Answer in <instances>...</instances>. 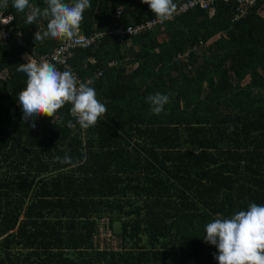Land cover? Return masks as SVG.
<instances>
[{
	"label": "trees",
	"instance_id": "1",
	"mask_svg": "<svg viewBox=\"0 0 264 264\" xmlns=\"http://www.w3.org/2000/svg\"><path fill=\"white\" fill-rule=\"evenodd\" d=\"M90 4L84 35L112 24L119 6L126 26L153 16L141 0ZM235 7L217 0L125 44L106 37L75 49L72 72L102 74L89 86L108 110L86 130L67 116L70 104L23 121L19 64L58 40L35 41L47 20L29 25L7 8L24 45L0 36V264H218L206 224L264 205V0L234 23ZM157 92L170 97L159 115L146 100ZM102 218L118 249L93 245Z\"/></svg>",
	"mask_w": 264,
	"mask_h": 264
},
{
	"label": "clouds",
	"instance_id": "2",
	"mask_svg": "<svg viewBox=\"0 0 264 264\" xmlns=\"http://www.w3.org/2000/svg\"><path fill=\"white\" fill-rule=\"evenodd\" d=\"M147 4L155 18L163 23L176 12L174 0H141ZM41 9L30 0H12V6L26 13V23L38 26L41 19L47 20L46 30L38 26L35 41L51 38L72 41L83 22V14L91 7L90 0H45ZM8 0H0V7L7 8ZM27 62L19 64L18 71L26 74V87L18 95L23 121H35L41 116L53 119L65 105H71V114L82 129L94 127L106 115V106L97 98L94 87L81 82L69 71H60L55 64L37 61L26 55ZM153 114L159 115L170 102L167 94L155 93L146 97ZM31 127H35L32 123ZM72 121L68 127H74ZM59 159V158H58ZM62 163H70L65 155ZM205 242L215 246L218 264H264V205L251 203L247 210H241L228 218L217 216L205 226Z\"/></svg>",
	"mask_w": 264,
	"mask_h": 264
},
{
	"label": "built area",
	"instance_id": "3",
	"mask_svg": "<svg viewBox=\"0 0 264 264\" xmlns=\"http://www.w3.org/2000/svg\"><path fill=\"white\" fill-rule=\"evenodd\" d=\"M217 0H186L176 5V12L173 17L166 22H159L154 14L152 13V18H149L145 21H142L133 25H123L117 20L122 16L124 8L119 6L115 11V21L106 27L103 31H96L87 35L77 34L74 40H60L54 50L47 55H42L37 57L38 61L47 60L57 67L60 71L69 70L72 72L69 66V60L72 57L73 51L77 48H88L91 45L98 43L100 40H103L106 37H111L116 40H119L122 44H125L130 37L136 36L140 33L151 31L158 27H162L165 23L172 22L176 18L187 14L188 12L200 10V11H208L211 7L215 5ZM225 3L233 2L236 4L235 11L233 13V22H238L244 19L251 8L256 6L257 3L263 0H222ZM14 17L6 13L0 8V27H1V39L3 41L15 40L24 45L23 35L19 30H16L14 24ZM190 50H186L183 53L177 55L176 59H184L186 60L189 55ZM113 63H109V66H112ZM74 73V72H73ZM76 76L77 74L74 73ZM100 72H96L93 74L91 78H80L77 76L78 80L81 82H85L90 84L92 80L100 77ZM71 107L68 109L67 116L69 119L75 121V118L72 116ZM77 124V123H76ZM78 125V124H77ZM78 128L80 126L78 125ZM82 129V128H80ZM93 245L98 248V250L104 249H118V245L120 240L114 234L113 230L109 225V220L106 218H102L98 220L96 234L93 235ZM102 244V245H100ZM105 244V245H104ZM189 264H195V262L190 261Z\"/></svg>",
	"mask_w": 264,
	"mask_h": 264
},
{
	"label": "crops",
	"instance_id": "4",
	"mask_svg": "<svg viewBox=\"0 0 264 264\" xmlns=\"http://www.w3.org/2000/svg\"><path fill=\"white\" fill-rule=\"evenodd\" d=\"M9 6H12V0H8V6H7V8L9 7ZM7 8H2V10L5 12L6 10H7ZM116 11V10H115ZM9 14H11L13 17H14V15L12 14V13H9ZM114 15H115V12H114ZM113 18H114V16H113ZM21 19V18H20ZM25 19V18H24ZM21 32V31H20ZM22 33V32H21ZM78 34H82L81 32H78ZM23 35V34H22ZM59 41L60 40H58V42H57V44L59 43ZM57 44H56V46H57ZM55 48V47H54ZM134 65H136V63L134 64Z\"/></svg>",
	"mask_w": 264,
	"mask_h": 264
},
{
	"label": "rangeland",
	"instance_id": "5",
	"mask_svg": "<svg viewBox=\"0 0 264 264\" xmlns=\"http://www.w3.org/2000/svg\"><path fill=\"white\" fill-rule=\"evenodd\" d=\"M120 229H121V224H120V223H116L115 226H114V230H115V232H119ZM100 245H102V244H100ZM104 245H105V244H104Z\"/></svg>",
	"mask_w": 264,
	"mask_h": 264
}]
</instances>
